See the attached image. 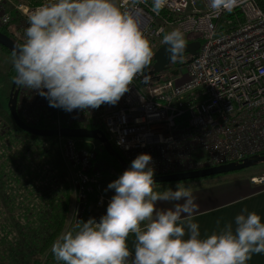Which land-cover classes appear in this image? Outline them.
I'll use <instances>...</instances> for the list:
<instances>
[{
    "label": "built area",
    "instance_id": "obj_1",
    "mask_svg": "<svg viewBox=\"0 0 264 264\" xmlns=\"http://www.w3.org/2000/svg\"><path fill=\"white\" fill-rule=\"evenodd\" d=\"M42 0H0V28L14 15L27 21ZM119 3L134 8L153 53L163 37L180 28L187 43L200 42L199 55L172 61L152 77L144 69L116 104L63 111L51 118V108H35L39 91L22 86L17 110L30 126L41 121L53 129H102L129 163L140 153L152 155L155 176L189 172L236 163L264 153V0H153ZM153 54V58H154ZM183 66L188 73L182 74ZM168 73V74H166ZM33 107V109L31 108ZM56 110V109H55ZM57 111V110H56ZM59 114V112L57 111ZM67 164L73 168L77 227L97 195V210L107 207L103 169L97 154L103 147L91 139L56 138ZM82 142V145H80ZM264 185V172L251 177Z\"/></svg>",
    "mask_w": 264,
    "mask_h": 264
},
{
    "label": "clouds",
    "instance_id": "obj_2",
    "mask_svg": "<svg viewBox=\"0 0 264 264\" xmlns=\"http://www.w3.org/2000/svg\"><path fill=\"white\" fill-rule=\"evenodd\" d=\"M140 0H131L136 5ZM215 5L219 0H212ZM162 0H153L158 11ZM171 59L187 41L180 28L163 37ZM134 8L119 0H42L14 48V79L66 111L116 104L153 57ZM152 155L140 153L107 188L106 213L62 231L50 249L62 264H248L264 253V217L241 211L218 231L202 234L191 186L155 190ZM172 206L159 208L158 202ZM135 242L129 247L128 237Z\"/></svg>",
    "mask_w": 264,
    "mask_h": 264
},
{
    "label": "trees",
    "instance_id": "obj_3",
    "mask_svg": "<svg viewBox=\"0 0 264 264\" xmlns=\"http://www.w3.org/2000/svg\"><path fill=\"white\" fill-rule=\"evenodd\" d=\"M14 21L13 29L10 28L11 24L10 27H6L1 32L13 37L15 42L20 45L25 39L27 21L18 15H16ZM1 49L11 55L7 49L3 47ZM10 75L14 80V68ZM10 119L14 129L11 131L2 129L0 149L5 153L8 137H12L10 143L16 141L19 144L18 140L13 137L14 132L26 136L27 140L23 143L25 151L37 155L38 170L40 169V171H35L34 174L29 167L25 168L27 180L24 181L14 176L9 178L5 174L8 167L4 164L0 165V264H44L43 256L49 251L52 242L65 228L75 191L73 185L69 182L64 183L61 188L55 186V180L60 177L56 173H52V178L43 176L45 165L50 166L52 170L55 169L59 173L60 164L56 157L58 156V150L47 151L44 143H35L31 146L29 141L34 143L33 138L38 140L43 139V137L39 138L20 130L11 117ZM1 124L0 121V127H2ZM33 127L42 130L53 129L49 122H40ZM73 128H78V126H73ZM87 128L91 130L98 129L94 126H88ZM54 139L49 138V141ZM78 140L80 141V139ZM80 145H82V142H80ZM7 146L8 149H11L9 144ZM112 146L117 150L114 145ZM24 156L23 158L27 160L28 156ZM97 161L108 165V170L111 169L105 171L104 178L108 175L119 176L124 172L119 161L108 154L103 147L97 154ZM28 163L32 167L30 160ZM127 163L130 165L128 161ZM97 198V195L89 197L85 221L96 208ZM5 217L6 219H3Z\"/></svg>",
    "mask_w": 264,
    "mask_h": 264
},
{
    "label": "rangeland",
    "instance_id": "obj_4",
    "mask_svg": "<svg viewBox=\"0 0 264 264\" xmlns=\"http://www.w3.org/2000/svg\"><path fill=\"white\" fill-rule=\"evenodd\" d=\"M16 15H18V14H16ZM16 15H14V19L11 23L12 25L10 24L11 27L9 26L12 29H13V23L15 22L14 20L16 18ZM18 16H20V15H18ZM4 29L5 28H0V31H2ZM12 29H11V31H12ZM11 38L13 39V37H11ZM154 62H155L154 58L152 57L150 63L145 67V69L146 70L149 69L154 64ZM12 70H13L12 55L8 54L7 52H4L0 46V121L2 123L1 124L2 127H0V133H1L2 129L8 130V131H11L14 129L13 124H12L11 119H10L11 114L9 112V96H10L12 84L14 81V80H12L11 75H10ZM187 73H188L187 66H183L182 74L186 75ZM166 74H168V73H166ZM33 106H35V108H51L55 112V114L51 117L54 119L59 118L60 120H62L66 114L63 111L62 107L51 106L49 103V100L46 96H43V98L38 99V100L35 99V105H33ZM31 108L33 109V107H31ZM55 109L59 112V114L57 113V111ZM41 122H46V121H41ZM51 125H53V124H51ZM13 137H15L16 140H18L19 144L16 141H15V143H13V142L10 143L12 140V137H8V139L6 141H8V144L11 147V149H8V146H7L8 144H6L7 148L5 150V153L0 149V165L4 164V166L8 167V170L5 171V174H7L9 178L14 176V177H18L19 179L21 178L22 180L26 181L27 180L26 175H25L26 171H24L25 168L29 167L30 170L34 174H35V171H37V172L40 171V169L38 170V168H39L38 157L36 154H31L30 151H25V146L23 143H24V141L27 140L26 136H24L20 133L16 134L14 132ZM39 138H42V137H39ZM33 140H34V143H31V141H29L31 146L35 145V143H37V144L44 143L47 151L48 150L54 151L55 149L58 150V153H57L58 156H56V157L58 158V163L60 164L59 173H57V171L55 169L52 170L50 168V166L45 165L44 169H43V174H44L43 176L47 177V178H52L51 177L52 173L58 174L60 177H58L55 180L54 185L58 186L59 188H61L62 185L66 182H69L72 184V179L74 176V173L72 170L73 168H71L70 165L67 164V162L64 158V154L61 153L59 140L56 138L52 141H49V138H43V139H38V140L33 138ZM24 152H25V154H24ZM24 155L28 156L27 160L24 159V158H26ZM23 156H24V158H23ZM29 160L32 162V167L28 163ZM54 160L56 161V158H54ZM54 164H56V163H54ZM99 164L101 165V168L103 169V174H104L105 171L108 170V165H106L103 162H100ZM110 170H108V171H110ZM261 171L262 172L264 171V163L261 165H258V166H254V167L244 169V170H241V171H238L235 173L227 174V175L231 176V175H235L237 173H240V176L242 179H244V178L248 179L252 175H256L257 173H259ZM116 174H118V173H116ZM227 175H222V176H217V177H212V178H205V179L194 180V181L180 182V183H182V184H184V183L195 184V183H199V182L214 180L216 178H225L224 176H227ZM119 176L108 175L107 177L105 176V178L103 179L104 194L109 199H111V197L114 195V190L108 189L107 186L111 181L117 179ZM19 179H17V180H19ZM177 183L178 182L167 183V184H157V185H155V190L160 191V190H162L164 188H168V187H171L174 189ZM74 196L75 197H74V200H72L70 215L67 219V223H66L63 231L69 230V229H72V230L76 229V226L73 222L74 217H75V212H76V195H74ZM87 210H88V208H87ZM106 210H107V207L100 209V210H97V206H96V208L90 213V215H88L87 219H89L90 217H95L97 220H99V218L103 214L106 213ZM85 216H86V213L83 217L84 219H85ZM3 219H6V217ZM43 263L44 264H62V262H58L54 259L53 254L51 252V249H49V251L43 256Z\"/></svg>",
    "mask_w": 264,
    "mask_h": 264
},
{
    "label": "water",
    "instance_id": "obj_5",
    "mask_svg": "<svg viewBox=\"0 0 264 264\" xmlns=\"http://www.w3.org/2000/svg\"><path fill=\"white\" fill-rule=\"evenodd\" d=\"M0 46L7 49L11 54L18 46V44L9 36L0 31ZM201 43H187V47L182 55L189 54L191 60L199 55ZM181 58V57H179ZM176 58V59H179ZM171 59V56L167 50V45L164 43L154 54V65L151 71L146 73L147 77L155 76L168 68V65L176 60ZM22 87L15 79L12 84V89L9 96V112L11 114L12 120L15 125L22 131L43 138H72V139H91L98 141L102 144L103 149L115 157L123 171H125L130 165L127 163L125 158L120 152L115 150L112 146V143L109 141L107 135L102 129H88V128H63L60 130L57 129H38L33 126L28 125L20 117L17 110V101L20 88ZM264 163V153L245 158L244 160L236 163H229L221 166H216L212 168H205L200 170H194L189 172H179L175 174L159 175L155 176V180L158 184H167L174 182H187L200 180L205 178H212L222 175H227L235 173L244 169H248L254 166H258Z\"/></svg>",
    "mask_w": 264,
    "mask_h": 264
},
{
    "label": "crops",
    "instance_id": "obj_6",
    "mask_svg": "<svg viewBox=\"0 0 264 264\" xmlns=\"http://www.w3.org/2000/svg\"><path fill=\"white\" fill-rule=\"evenodd\" d=\"M224 177L195 184L184 183L191 186L197 198L199 208L194 219L199 222L202 234L218 231L226 223L233 222L234 217L244 210L256 211L264 217V185L251 182V177L242 179L240 173ZM173 203L160 201L158 207L167 208ZM134 242L135 236L130 234V248L134 246ZM248 264H264V253L253 254Z\"/></svg>",
    "mask_w": 264,
    "mask_h": 264
}]
</instances>
